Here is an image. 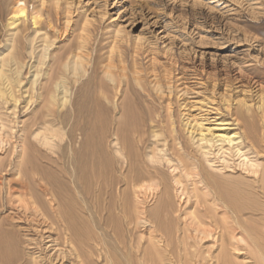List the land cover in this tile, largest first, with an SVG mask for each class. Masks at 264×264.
Instances as JSON below:
<instances>
[{
    "label": "rangeland",
    "instance_id": "rangeland-1",
    "mask_svg": "<svg viewBox=\"0 0 264 264\" xmlns=\"http://www.w3.org/2000/svg\"><path fill=\"white\" fill-rule=\"evenodd\" d=\"M19 5L24 15L15 18ZM46 42L53 45L42 58V47L49 45ZM72 53L80 55V62L83 58L75 75L70 70ZM0 58V126L8 142L0 144V264H40L36 261L40 254L23 252L16 245L19 252L10 259L15 249L11 239H23L25 235L20 231L26 223L19 204L21 192L27 189L28 197L35 196L37 206L48 210L39 187L29 180L32 176L50 181L61 198V202L53 204L57 215H51L64 214L65 223L60 221V229L55 225L49 232L58 240L57 252L64 255L63 264H142L146 258L161 264L162 254L156 253L160 249L155 248L149 235L155 229L144 228L140 220L142 206L125 180L141 176L143 181L150 180L148 183L164 182L162 192L148 200L143 211L151 220L159 213L155 220L159 228L154 221L156 230L151 235H158L163 225L174 244L173 235L182 237L181 225L174 219L171 223L164 214L193 212L195 208L178 207L171 170L162 162L163 157L173 160L174 165L178 160L186 165L196 162L211 189L220 193L228 190L224 196L234 201L228 208L238 231L248 233L254 245L264 251L261 185L242 170L241 158L236 154L223 158L217 151L219 144L214 143L216 137L224 135L249 138L245 141L249 147L247 156L253 155L264 165V0H0ZM62 63L69 65L68 71ZM48 75L55 82L64 80L69 92L63 110L56 101L59 104L55 103L52 118L47 114V89L51 85ZM87 110L91 112L88 115ZM45 121L52 122L49 130L56 136L57 146L53 143L42 147L37 139L41 131L44 134ZM87 127L94 140L88 147L85 140H91ZM116 134L122 137L121 145L126 144L125 152L131 156L132 165L115 162ZM201 134L213 141L212 147L206 149L210 161L201 155ZM249 134L258 142L259 151L255 143H250L253 138ZM23 135L31 146L29 161H21L19 176L14 171L19 163L17 142ZM93 154L95 167L90 161ZM19 179L21 183L16 181ZM164 188L171 191L168 196ZM159 199L166 201L164 214L154 212L161 203ZM207 206L205 216L218 218L213 227L219 235L220 217L215 207L210 211L212 205ZM200 213L199 217L203 215ZM63 237L71 239L70 246H63ZM208 245L202 250L210 253L209 249H213V261L208 264H214L220 248ZM262 250L259 252L263 254ZM242 255L229 252L226 263L245 264L248 256ZM6 256L8 261L4 263Z\"/></svg>",
    "mask_w": 264,
    "mask_h": 264
},
{
    "label": "bare ground",
    "instance_id": "bare-ground-1",
    "mask_svg": "<svg viewBox=\"0 0 264 264\" xmlns=\"http://www.w3.org/2000/svg\"><path fill=\"white\" fill-rule=\"evenodd\" d=\"M16 12H15V15L13 17H18V16H23L24 15V9L23 7H21V5H19V7H17V9H15ZM14 18V19H15ZM35 22V21H34ZM10 43V42H9ZM47 43V42H46ZM52 45L53 43L50 42ZM49 44V43H47ZM49 44V45H46L44 46V48L42 47L43 49V53L41 55L42 58H45L46 57V52L48 50L49 47H51L52 45ZM13 47V46H12ZM85 47V46H84ZM8 48V47H7ZM82 49V48H81ZM75 53V52H74ZM15 54V53H14ZM19 54V53H18ZM80 54V53H79ZM78 55V54H77ZM82 55V53H81ZM80 56V55H78ZM76 56V55H73L72 53V58H69V59H72V63H71V69L72 70V74H76L77 71H79V68L81 67V62L83 61V58H82V61L80 62V58ZM41 58V59H42ZM88 58V57H87ZM1 59V58H0ZM24 59V58H23ZM10 61H11V58H10ZM9 61V63H10ZM40 61V60H39ZM38 62V61H37ZM6 63V62H5ZM8 61H7V64L9 65ZM18 63V61H17ZM85 63V62H84ZM88 63V62H87ZM4 64V63H3ZM14 64L13 60H12V63L11 65ZM44 64V63H43ZM63 64V63H62ZM21 65V63H20ZM64 66V69L65 71L68 69L69 65L68 64H63ZM89 65V64H87ZM1 66V65H0ZM19 66V65H18ZM32 66V65H31ZM21 67V66H20ZM23 68V67H22ZM21 68V69H22ZM30 68V67H29ZM33 68V67H32ZM38 68H39V65H38ZM7 69V68H6ZM14 69V68H13ZM34 69V68H33ZM36 69V68H35ZM41 69V65H40V68L39 70ZM60 69V68H59ZM63 69V70H64ZM37 70V69H36ZM51 70V69H50ZM81 70V69H80ZM15 71V70H14ZM38 71V70H37ZM68 71V70H67ZM84 71V70H83ZM82 71V72H83ZM39 72V71H38ZM38 72L36 73L38 75ZM48 72L50 73V71L48 70ZM52 72V71H51ZM13 73V72H11ZM10 73V74H11ZM20 73V72H19ZM65 73H68V72H65ZM34 74V73H33ZM32 74V75H33ZM33 75L34 77L36 76ZM42 74V73H40ZM46 76V74H44ZM50 75V74H49ZM48 75V76H49ZM2 76V75H0ZM32 76V77H33ZM47 76V77H48ZM56 76V74H55ZM60 76V75H58ZM78 76V75H76ZM15 77V75H14ZM13 77V78H14ZM18 77V76H17ZM16 77V78H17ZM41 77V76H39ZM2 78V77H1ZM7 78V77H6ZM4 79V78H3ZM8 79V78H7ZM20 80V79H18ZM34 80V79H33ZM32 80V81H33ZM113 80V79H112ZM6 80H4L5 82ZM9 81V79H8ZM12 81V80H11ZM24 81V80H23ZM30 81V80H29ZM48 81H49V85L50 87L47 89V95H48V99L47 97L45 96V99L46 100V103H47V114L52 118L54 117V107H55V103L57 100L60 101V106L61 108L59 109H62V107L64 108L65 105H67V99H69V97H67V94L69 93L67 91V87L65 88V83H64V80L61 79V81H57L55 82L56 80L54 79V77H48ZM14 82V80H13ZM47 82V81H46ZM3 84V82H2ZM5 84H7V81L5 82ZM10 84V83H9ZM17 84V83H16ZM21 84V83H20ZM33 84V83H32ZM54 85V86H53ZM6 87V86H5ZM31 87V86H30ZM1 88V86H0ZM6 89V88H5ZM36 89V88H35ZM34 89V90H35ZM7 90V89H6ZM20 90V89H19ZM33 90V91H34ZM46 90V89H45ZM8 92V91H7ZM26 92V91H25ZM42 93V92H41ZM5 94V93H4ZM29 94V92H28ZM32 94V93H31ZM40 94V93H39ZM38 94V95H39ZM45 94V93H44ZM59 95H61V97H59ZM7 96V95H6ZM12 96V94L10 95ZM22 96V95H21ZM29 96V95H28ZM41 95H39L40 97ZM3 97V93L2 91H0V98ZM32 97V96H31ZM10 98V97H9ZM29 98V97H28ZM59 98V99H58ZM40 100V98H38ZM6 100V99H5ZM8 101V100H7ZM17 101V99H16ZM44 101V100H43ZM43 103V102H42ZM58 103V102H57ZM56 103V104H57ZM67 103V104H66ZM83 103V102H82ZM81 103V105H82ZM2 104H4L2 102ZM16 104V103H15ZM45 104V103H44ZM59 104V103H58ZM13 105V104H12ZM41 105V104H39ZM26 106V105H25ZM44 105L42 104L41 107H43ZM5 107V106H4ZM3 107V108H4ZM8 107V106H7ZM15 108V107H14ZM58 108V106H57ZM84 108V107H83ZM96 108V107H95ZM16 109V108H15ZM57 109V110H59ZM86 109V108H84ZM3 110V109H1ZM63 110V109H62ZM90 110V109H89ZM87 113V115L91 112ZM79 111V109H78ZM86 111V110H85ZM84 111V112H85ZM57 112V111H56ZM81 112V111H80ZM83 112H81L82 114ZM94 113V112H93ZM5 114V113H4ZM96 114V113H95ZM13 115V114H12ZM91 117V116H89ZM14 118V116H13ZM88 119V122H89V118L87 117ZM92 119V118H91ZM39 120V119H38ZM37 122L40 123L41 121V117H40V120ZM17 122V121H16ZM92 122V121H90ZM44 123V122H43ZM254 122H252L253 124ZM15 124V122H14ZM33 124V123H32ZM31 124V125H32ZM47 124V126H45ZM52 122L50 123V121H45V125H43L42 127L44 128V134L43 132L41 131L42 133V136L40 137H37V139H39L40 142H42L43 146H48V145H51L53 144L54 146H57V141L55 143V140L56 139V136L53 134V132H51L49 129L50 126H51ZM90 124V123H88ZM241 124V123H240ZM16 125V124H15ZM251 125V124H250ZM254 125V124H253ZM14 126V125H13ZM54 126V125H53ZM77 126V125H76ZM80 126V125H79ZM89 127V125H87ZM94 126V124L92 125ZM14 127H17V126H14ZM35 127H38L37 124H35ZM87 127V128H88ZM247 127V126H245ZM255 127V125H254ZM31 130L33 128V125L32 127L30 126ZM80 128V127H79ZM86 128V130H87ZM90 128L92 129V131H94V129L90 126ZM88 128V129H90ZM60 129V128H59ZM91 129L88 130L89 132H87V135L89 136L90 132H91ZM248 129V128H247ZM30 130V129H28ZM54 130V128H53ZM79 130V129H78ZM251 130V129H250ZM255 130V128H254ZM263 130V129H262ZM38 131V130H37ZM6 132V131H5ZM5 132H4V127L3 126H0V144L1 143H4V142H7V139L5 138ZM21 132V131H20ZM28 132V131H27ZM36 132V130L34 131V133ZM249 132V131H248ZM253 132V131H252ZM256 132V131H254ZM11 133V132H10ZM19 133V132H18ZM26 133V132H25ZM37 133V132H36ZM35 133V135H36ZM39 133V132H38ZM39 133V134H41ZM93 132H91L92 134ZM12 134V133H11ZM23 134V133H22ZM89 136L90 140L92 138V136ZM256 134V133H255ZM13 135V134H12ZM32 135L33 132H32ZM34 135V136H35ZM38 135V134H37ZM103 135V134H102ZM117 135V134H116ZM251 135V134H249ZM253 135V134H252ZM250 136V138L253 136ZM19 136V135H18ZM25 135H23V138L22 139H19V141L17 142V146L19 148V153H18V166H17V169H15V175H19L20 172L22 173L21 171V161H23V159H27L25 160L26 162L29 161V157H28V148H30L29 145L30 142L28 141V139L26 140V137H24ZM33 136V138H34ZM119 137V135H117ZM246 136V135H245ZM14 137V136H13ZM247 137V136H246ZM8 138V137H7ZM88 138V139H89ZM115 138V136H114ZM113 138V140H114ZM120 138V139H119ZM119 138H115V144L114 146L116 145V148H117V156H115V162L118 164L120 161L123 162V164H131L132 162V158L131 156L126 153V148L124 145V143H122L123 145H121V138L122 137H119ZM124 138V137H123ZM256 138V136H255ZM37 139H34L33 141H38ZM216 141L214 142L215 144L218 143L219 146L218 147V152H220V156H222L223 158H225V156H230L232 154H236V156H238V159L241 160V165L240 167L242 166V170H245L247 172V174L251 175L253 177V179H255L256 183H260L261 185V191L264 192V165L262 164V166L259 164L261 163V161L259 162L258 158L254 157L253 155L252 156H247V153L248 152V149L249 147L246 146V143L245 141H248L250 140L249 138H243L241 136L239 137H236V136H228V135H224V136H218L216 137ZM16 140V139H15ZM254 138L251 140L250 143H255L257 141L254 142ZM11 141V139H10ZM13 141V140H12ZM17 141V140H16ZM127 141V140H126ZM59 142H61V140L59 139ZM93 142L94 144V140H91L90 142L87 141V138L85 140V143L87 144L86 147H88L89 143ZM122 142H124V140L122 139ZM199 142H200V150L202 151L201 155H203L202 157H204V159L206 158V161H210L208 160V157H209V151H206L207 148H211L212 145H213V141L212 140H207L202 134L200 135V139H199ZM8 143V142H7ZM6 143V144H7ZM11 143V142H10ZM258 143V142H257ZM5 144V145H6ZM13 144V143H12ZM40 144V143H39ZM93 144H90L93 146ZM179 145V144H178ZM256 145V143H255ZM3 146V145H2ZM9 146V145H7ZM16 146V147H17ZM35 146V145H32V147ZM95 148H96V145H94ZM99 146V145H97ZM17 148V149H18ZM49 149L48 152H52L51 150V147H48ZM182 149V148H181ZM179 148V152L181 150ZM199 149V148H198ZM251 149V148H250ZM255 149V148H254ZM256 149L258 150L257 148V145H256ZM15 150V149H14ZM94 150V149H93ZM95 151V150H94ZM176 151V152H178ZM183 151V150H182ZM186 151V150H185ZM200 151V152H201ZM259 151V150H258ZM178 152V153H179ZM250 152V151H249ZM89 153V152H88ZM93 153V152H92ZM177 153V155H179ZM115 154V155H116ZM164 154V153H162ZM173 154V153H172ZM184 154V152L181 153V155ZM218 154V153H217ZM218 154V155H219ZM251 154V153H250ZM53 155V154H52ZM174 155V154H173ZM217 155V156H218ZM258 155V154H257ZM47 156V155H45ZM54 156V155H53ZM158 156H162V155H158ZM167 156V155H166ZM175 156V155H174ZM185 156V155H184ZM219 156V157H220ZM48 157V156H47ZM55 157V156H54ZM252 157V158H251ZM176 158V157H175ZM241 158V159H240ZM193 159V158H192ZM195 159V158H194ZM232 159V158H231ZM31 160V158H30ZM52 160V159H51ZM59 160V159H58ZM163 161L162 162H166V166L168 168H170L171 171H169V173H171V178L173 180V183H172V188H173V193H174V196L176 197L177 199V204H178V207L181 208V206L184 205V207L186 206H192L194 207L195 211H189L187 213H183V212H179V214L172 210H169V208L167 207V209L171 212V215H173V218L170 214L166 213V210H165V204L164 202H166L165 200L164 201H160V199L158 201H160L161 203L159 204L158 208H155L154 212H161L163 213V210L165 211L164 215H168L169 217L168 220L171 219V223L174 219V221H178L181 225V234H182V237L179 236V234L176 233V235H173L174 236V244H172V237L168 236L167 234V230L163 227V225L161 226V229H158V235H151V234H155V230H156V227H158V223L159 221H155L156 220V217L158 218V214L157 216H155V220H151V218L149 217V219H147L145 216V208L143 207V205H145V203L148 202V200H150L151 198L157 196L159 193L162 192V189H161V185L164 184V182L161 184L160 182H154V183H148L146 181H143L140 176V178H133L132 180H129L126 178L125 180V185H127V187L130 189V192L135 196L136 200L138 201V203H140V206H142V212H141V216H140V220L141 222L144 224V228L146 227H149L151 229H155L154 231H152L153 233L149 234L147 231V233L151 236V241L154 242V245H155V248H159L160 249V253L159 251L156 252L157 255H161L162 254V260H161V264H208L210 262L213 261L212 257H211V254L213 251V249L211 250V248L209 249L210 253L208 252V250L206 252H204L202 249L203 247L206 245V244H209L211 247L213 248H220V253L219 256L217 255L216 257V260H215V263L216 264H229V262L226 263V256L228 255V253H236V255H244V256H248V260L250 259V261L248 260H245L247 258L244 257V260L246 261L245 264H264V253L262 254V252L260 253L259 250H262V248L259 249V247H256L251 240H250V237L245 234L244 232H239L238 231V228H237V222H235V218L234 216L230 215V211H229V205L230 203L233 201V200H228L227 195H226V190L225 188V192L223 194V192H219L217 191L216 188H212L208 185L207 181H206V177H204L203 173H202V170L200 168L197 167L196 165V162H193V161H190L189 164H185L182 160H178V164L177 165H174L170 158H166V157H163L162 159ZM165 160V161H164ZM176 160V159H175ZM187 160H190V159H187ZM196 160V159H195ZM213 160V159H212ZM222 160V159H221ZM224 160V159H223ZM90 161H91V164L93 165V167H95L97 165V160L95 159V154H93L92 156H90ZM1 162V161H0ZM24 162V161H23ZM70 162V161H69ZM159 162H160V159H159ZM2 163V162H1ZM17 163V162H16ZM158 163V161L156 162ZM156 163H153V164H156ZM161 163V162H160ZM207 163V162H206ZM213 163V162H212ZM215 163V162H214ZM23 164V163H22ZM34 164V163H33ZM45 164V163H43ZM31 165V164H30ZM132 165V164H131ZM157 165V164H156ZM162 165V164H161ZM220 165V164H219ZM29 166V165H28ZM27 166V167H28ZM47 166V165H46ZM70 166V165H69ZM79 166V165H78ZM160 166V164H159ZM191 166V167H189ZM1 167V166H0ZM3 167V166H2ZM1 167V168H2ZM32 167V166H31ZM42 167V166H41ZM40 167V168H41ZM119 167V166H118ZM188 167L190 168V170L188 169ZM224 167V166H223ZM16 168V167H15ZM37 168V166H36ZM202 168V167H201ZM5 169V168H4ZM12 169V168H11ZM29 169V168H28ZM3 170V168H2ZM1 170V171H2ZM34 170V168H33ZM41 170V169H40ZM46 170V169H45ZM122 170V169H121ZM154 170V172L156 171L155 169H152ZM204 170V169H203ZM26 172V171H25ZM245 172V173H246ZM149 173V172H148ZM148 173L146 172L145 176L148 175ZM36 174V173H35ZM34 174V175H35ZM41 174V173H40ZM47 174V173H46ZM223 174V173H222ZM14 175V174H13ZM24 175V174H23ZM21 175V176H23ZM27 175V174H26ZM12 176V175H11ZM20 176V175H19ZM16 177V176H15ZM24 177V176H23ZM83 177V176H82ZM113 177V176H112ZM134 177V176H133ZM211 177V176H210ZM49 178V177H48ZM209 178V177H208ZM25 179V178H24ZM95 179V178H94ZM252 179V180H253ZM31 183H36L37 184V187H39V191L43 194L44 198L46 199V203H47V206H48V210H45V209H41L40 207L37 206V203H36V199L34 198L35 196H29L26 194L27 192V189L22 193L21 192V197L20 200H19V204H20V208L22 210V213L23 215L26 217V219L24 218V220H26V223H25V227L21 228L20 231H23L25 235L22 236L23 239H20L19 237H16V238H13L11 239L10 241V244H14V247L15 245L20 247L21 249L19 250H22L24 252H26V250L28 252H31L33 255H35V253L37 252L38 254H40L41 258H38V260H36L37 262H39L40 264H51V263H55V264H63V260L65 259L64 255L62 254H58V240L56 239H53L51 234H50V230L52 229L53 226H57V228L60 229V227L62 226L61 222L62 223L64 222L65 223V219H64V214H61L59 212L58 215L60 216H52V215H57L55 214L56 212L54 211L55 209H53V204L55 203H59V199H61L58 195V191L57 192H54L53 190V187L50 183V181L48 180H45V179H39L32 176L31 179H29ZM148 180V179H147ZM11 181V180H10ZM18 181V183L20 182L21 183V180H16ZM71 181V180H70ZM24 182V181H23ZM22 182V183H23ZM27 183V181H25ZM250 182H253V181H250L249 180V183ZM17 183V182H16ZM17 183V184H18ZM252 184V183H251ZM255 184V183H254ZM252 184V185H254ZM29 185V184H28ZM74 185V184H73ZM221 185V184H220ZM27 186V185H26ZM251 185H249L250 187ZM30 187V185H29ZM165 187V186H164ZM218 187V186H217ZM248 187V189H249ZM25 188V187H24ZM253 188V186H252ZM250 188V191L251 189ZM13 189V188H12ZM31 189V188H30ZM223 189V188H222ZM221 189V191H222ZM164 190L167 192L165 193V195L168 196V193L171 192L169 190H166V188H164ZM255 190V187L254 189H252V192ZM14 191V190H13ZM239 191V190H238ZM29 192V190H28ZM252 192H250L252 194ZM30 193V192H29ZM163 193V194H164ZM234 193V192H233ZM236 193V192H235ZM254 193V192H253ZM256 193V192H255ZM258 193V192H257ZM230 194V193H229ZM30 195V194H29ZM170 195V194H169ZM198 195H200L198 197ZM225 195V196H224ZM161 197V199H164L163 196L159 195ZM256 197V195H254ZM201 197V199H200ZM228 197H231L230 195ZM15 198V197H14ZM63 198V197H62ZM227 198V199H226ZM261 198V197H260ZM11 199V198H10ZM19 199V197H18ZM232 199V198H231ZM13 200V199H12ZM38 201V199H37ZM168 201V200H167ZM251 201V200H250ZM61 202V201H60ZM64 202V201H63ZM62 202V204H64ZM163 202V203H162ZM223 205H221V203ZM234 202V201H233ZM254 202V201H253ZM158 203V202H157ZM220 203V204H218ZM14 204V203H13ZM164 204V205H163ZM212 205V207L210 208V206L208 208H210V211L213 209V207H215V211L218 213L219 217H220V221L221 222V231L219 233V235L216 233L213 225H215V222L214 220L217 218L216 215L214 217H216L214 220H212L213 218H209V217H206L205 216V212H206V205ZM233 204V203H232ZM247 204V203H246ZM42 205V204H41ZM57 205V204H56ZM60 205V204H59ZM122 205V204H121ZM158 205V204H157ZM156 205V207H157ZM228 205V206H227ZM10 206V205H9ZM168 206V205H167ZM231 206V205H230ZM235 206V205H234ZM259 206V205H258ZM43 207V206H42ZM63 207V206H62ZM62 207H61V211H62ZM187 207V208H188ZM261 207V205H260ZM19 208V207H18ZM19 208V209H20ZM64 208V207H63ZM66 208V207H65ZM198 208L200 210H198ZM207 208V209H208ZM232 209V207H230ZM264 208V207H263ZM18 209V210H19ZM122 209V208H121ZM186 209V208H185ZM184 209V210H185ZM230 209V210H231ZM247 209V208H246ZM255 209V208H254ZM144 210V211H143ZM193 210V209H192ZM209 210V209H208ZM64 211V209H63ZM188 211V210H186ZM185 211V212H186ZM213 211V210H212ZM214 211V212H215ZM232 211V210H231ZM242 211V210H240ZM243 211H244V208H243ZM246 211V210H245ZM200 212H203L202 216L200 215V217L198 216V214H201ZM234 212V211H233ZM239 212V211H238ZM21 213V214H22ZM198 213V214H197ZM212 213V212H211ZM244 213V212H243ZM52 214V215H51ZM155 213L152 214V215H156ZM207 214V213H206ZM237 214V213H235ZM51 215V216H50ZM239 215V213H238ZM241 215V214H240ZM10 216V215H9ZM171 216V218H170ZM208 216V215H207ZM232 216V217H231ZM245 216V215H244ZM22 217V216H21ZM154 217V216H153ZM204 217V218H202ZM240 217V216H239ZM262 217V216H261ZM70 218V217H69ZM207 218V219H206ZM234 218V219H233ZM218 219V218H217ZM70 220V219H69ZM160 220V219H158ZM164 220V219H163ZM157 222V226L155 227V222ZM173 221V222H174ZM216 221V220H215ZM162 222V221H161ZM10 223V222H9ZM162 223H165V222H162ZM176 223V222H175ZM214 223V224H213ZM217 223V222H216ZM240 223V222H239ZM21 226V225H20ZM55 226V227H56ZM142 226V225H141ZM218 226V224H217ZM163 227V228H162ZM264 227V226H263ZM159 228V227H158ZM173 228V227H172ZM16 229H19V228H16ZM165 229V230H164ZM177 229V228H176ZM179 229V227H178ZM244 229V228H243ZM66 230V228L64 229ZM139 230V229H138ZM150 230V229H149ZM245 230V229H244ZM145 231V230H144ZM150 231V232H151ZM179 231V230H178ZM263 231V230H262ZM54 232V231H53ZM55 232H57V229H55ZM166 232V233H165ZM21 233V232H20ZM52 233V232H51ZM66 233V231H65ZM68 233V231H67ZM23 234V233H22ZM147 234V235H148ZM264 234V233H263ZM17 235V234H16ZM144 235V234H143ZM60 237V235H58ZM57 236V237H58ZM67 237H69L67 235ZM149 237V236H148ZM61 239V238H60ZM258 239V238H257ZM149 240V239H148ZM147 242V241H145ZM150 242V240H149ZM71 239L70 238H66V237H63V246L65 245H71ZM9 244V245H10ZM153 244V243H152ZM47 245V246H46ZM69 245V246H70ZM147 245V243H146ZM208 245V246H209ZM258 245V244H256ZM12 246H10L9 248H11ZM60 246V245H59ZM72 247V246H71ZM154 248V247H153ZM154 248V249H155ZM217 248V249H218ZM63 249V248H62ZM75 249V248H74ZM205 249V247H204ZM259 249V250H258ZM19 250H17V247H15L14 251L12 250L10 253L12 254L10 259H14V257H16L17 255V252H19ZM157 250V249H156ZM52 251L54 252L53 254H49V252ZM66 251V249H65ZM64 251V252H65ZM69 252V250H67ZM76 251V250H74ZM263 251V250H262ZM46 252V253H45ZM61 252V251H60ZM243 252H246V253H243ZM264 252V251H263ZM9 253V252H8ZM67 253V252H65ZM70 253V252H69ZM90 253V252H89ZM31 254V255H32ZM49 254V255H48ZM149 254V253H148ZM19 255V254H18ZM78 255V254H77ZM76 255V256H77ZM156 255V254H155ZM215 255V254H214ZM235 255V254H234ZM242 255V256H243ZM8 256V254H7ZM5 257L6 259L5 260H2L4 263H6L8 260L7 258L8 257ZM20 256V255H19ZM28 256V255H27ZM33 256H31L32 258ZM88 257V256H87ZM149 258V257H148ZM242 258V257H241ZM34 260V258H32ZM34 260V261H35ZM148 260V261H147ZM152 258L149 260L146 258V260L142 259L141 260V263L142 264H154ZM35 261V263H36ZM45 261V262H44ZM67 261V260H66ZM234 261V260H233ZM238 261V259H237ZM237 261H235L237 263ZM2 262V263H3ZM11 262V261H10ZM214 263V264H215ZM13 264V263H12ZM237 264H240V263H237Z\"/></svg>",
    "mask_w": 264,
    "mask_h": 264
}]
</instances>
